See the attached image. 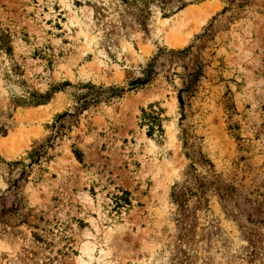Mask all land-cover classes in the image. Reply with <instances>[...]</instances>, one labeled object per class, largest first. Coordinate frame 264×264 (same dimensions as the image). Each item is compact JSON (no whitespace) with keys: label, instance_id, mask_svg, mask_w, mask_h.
<instances>
[{"label":"rangeland","instance_id":"1","mask_svg":"<svg viewBox=\"0 0 264 264\" xmlns=\"http://www.w3.org/2000/svg\"><path fill=\"white\" fill-rule=\"evenodd\" d=\"M0 264H264V0H0Z\"/></svg>","mask_w":264,"mask_h":264},{"label":"trees","instance_id":"2","mask_svg":"<svg viewBox=\"0 0 264 264\" xmlns=\"http://www.w3.org/2000/svg\"><path fill=\"white\" fill-rule=\"evenodd\" d=\"M121 1H128V0H121ZM184 7L185 6L183 5L181 8H179V10L183 9ZM185 52H186V50H182V51H179L178 53L184 54ZM192 88H193V82H192V80H189V82L186 83L185 88L179 90V92H178V103H179V106L181 109L184 106L183 94L191 92ZM46 98L49 99L48 96ZM140 112H141V114H140L141 124L147 128V136L152 137L154 134H156V135H159V137H161L163 134L162 118H161L162 110L161 109L155 110L154 107L152 105H150L148 107V109H146V110L142 109V110H140ZM65 115L66 114L64 113V114L57 116L54 124L51 125V128L55 127L56 129H59L60 127H62L61 125L57 126V123L59 122L60 119L65 117ZM37 152L39 153V151L36 150L35 154H34V156L36 157L34 160L35 162H38L40 160V157H41V155L38 154ZM126 196H127V194L123 192L121 196L115 198V200L117 201L116 203H119L121 205H129V202L126 199ZM116 205H118V204H116ZM122 207H124V206H122Z\"/></svg>","mask_w":264,"mask_h":264}]
</instances>
